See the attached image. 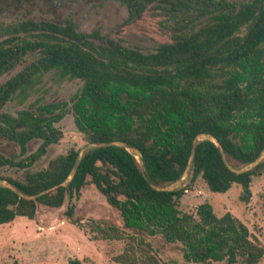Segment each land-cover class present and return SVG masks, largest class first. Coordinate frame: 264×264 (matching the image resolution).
Wrapping results in <instances>:
<instances>
[{
	"label": "trees",
	"instance_id": "obj_1",
	"mask_svg": "<svg viewBox=\"0 0 264 264\" xmlns=\"http://www.w3.org/2000/svg\"><path fill=\"white\" fill-rule=\"evenodd\" d=\"M117 1L126 8L127 22L150 5L163 10L175 19L180 35L143 52L97 32H77L68 20L63 25H0V77L29 52L38 53L0 84V136L18 147L16 155L0 153V182L32 196L67 179L80 148H69L40 170L30 168L60 142L63 134L56 124L68 114L86 145L106 144L80 156L66 187L34 200L0 184V225L18 217L33 220L39 205L58 209L90 183L118 212L123 228L134 233L101 221L89 225L94 239H128L114 259L119 264H176L162 262L143 235L179 244L186 264H259L264 245L238 218L229 212L217 216L206 201L193 214L181 212L184 188L158 191L152 186H168L180 178L194 149L191 182L201 179L213 194L237 185L242 201H249L252 179L264 171V161L236 174L210 139L194 146L193 140L199 134L213 136L226 161L244 166L264 150V0ZM48 72L57 81L79 80L82 85L69 101L35 102L34 110L14 115L2 111L15 97L26 101ZM115 141L140 153L143 170L131 152L109 144ZM33 142L39 145L29 153ZM4 168L24 170L23 179L4 177ZM65 214L81 228L72 207ZM67 264L86 260L72 258Z\"/></svg>",
	"mask_w": 264,
	"mask_h": 264
},
{
	"label": "rangeland",
	"instance_id": "obj_2",
	"mask_svg": "<svg viewBox=\"0 0 264 264\" xmlns=\"http://www.w3.org/2000/svg\"><path fill=\"white\" fill-rule=\"evenodd\" d=\"M21 1L20 5L16 0H9V6L0 3V25H15L22 19L56 24H64L68 20L77 32H97L102 37L143 52L154 51L173 42L180 35L175 19L153 5L147 7L137 19L127 22L126 8L116 0H62L59 6L49 0ZM226 1L241 3L247 0ZM197 27L194 26L195 29ZM37 56L36 51L25 55L19 65L0 77V84L34 61ZM81 85L79 80L57 81L54 73L48 72L26 101L22 103L19 97H15L6 103L2 111L14 115L20 109L34 110L35 106L32 105L35 102L43 104L69 101ZM56 126L63 134L60 142L48 148L46 155L30 168L31 172L46 167L51 159L64 154L71 147L79 149L86 145L71 115H66ZM38 145V142L31 143L28 147L29 153ZM0 153L13 156L18 153V147L0 136ZM261 161H264V157ZM227 163L234 169L249 167L232 159H228ZM23 173L24 170L14 168L2 170L4 177L16 180H22ZM176 188L185 189L178 207L181 212L193 214L197 205L206 201L211 204L217 216L229 212L238 218L264 245V171L260 176L253 177L248 202L242 201L241 190L237 185H232L223 194H213L201 179L191 182L188 173ZM69 207H72V218L80 221L81 228L70 223L65 214ZM92 221L105 222L124 230L128 235L134 234L133 231L123 228L118 212L106 203L105 198L92 184L87 183L78 197L66 198L58 209L39 205L33 220L18 217L10 223L0 225V264H67L72 258L86 260V264H119L114 259L127 246L128 239H94L95 234L89 231ZM143 239L162 262L186 264L179 244L167 243L160 236L143 235ZM259 264H264V257Z\"/></svg>",
	"mask_w": 264,
	"mask_h": 264
},
{
	"label": "water",
	"instance_id": "obj_3",
	"mask_svg": "<svg viewBox=\"0 0 264 264\" xmlns=\"http://www.w3.org/2000/svg\"><path fill=\"white\" fill-rule=\"evenodd\" d=\"M202 138H208V139H210V140L215 144V146H216V147L218 148V150H219V153H220L221 158H222L223 162L225 163V165H226V166H227L232 172H234V173H236V174L244 173V172H246V171L251 170V169H252L253 167H255V166H256V165H257V164L263 159V157H264V150H262V151L260 152L259 156L254 160V162H253L252 164L249 165L248 168H246V169H234V168H232V167H230V166L228 165V163H227V161H226V158H225V155H224V151H223L221 145H220L219 142L216 140V138H214L213 136H211V135H206V134H199V135H197V136L194 138V140H193V146L196 144L197 141L201 140ZM109 144H111V145H115V146L123 147V148H125L127 151L131 152V153L135 156V158H136V160H137V162H138L140 168L143 170V168H144L143 161H142V159H141V155H140V153H139L136 149L131 148V147H128V146H126L125 144H123V143H121V142H116V141H115V142H111V143H109ZM105 145H106V144H88V145H85V146H83L82 148H80V149H79V152H78V155H77V158H76V160H75V163H74V165H73V167H72V169H71V171H70V173H69L67 179H65L63 182H61V183L58 184V185H55V186H53V187H51V188H49V189H47V190L42 191L41 193H39V194H37V195L25 196V195L19 193V192L16 190L15 187H13L12 185L8 184L7 182H4V183L2 184V186H3V187H6V188H8V189H10V190H12V191L15 192V193H17L21 198H24V199H26V200H34L38 195H43V194H46V193H48V192H50V191H54V190L58 189L59 187H66V186L68 185V183L72 180L73 176H74V173H75V170H76V167H77V163H78V160H79L80 156H81L85 151H87V150H89V149L99 148V147H103V146H105ZM193 157H194V149H192V151H191V155H190V157H189V161H188V163H187V166H186L185 170L183 171V174H182L181 177L178 178L174 183H172V184H170V185H168V186H164V187H154V186H152V188L155 189V190H158V191H172V190H174V189L176 188V185H177V184L182 180V178L188 173V171H189V169H190V166H191V163H192V160H193Z\"/></svg>",
	"mask_w": 264,
	"mask_h": 264
},
{
	"label": "flooded vegetation",
	"instance_id": "obj_4",
	"mask_svg": "<svg viewBox=\"0 0 264 264\" xmlns=\"http://www.w3.org/2000/svg\"><path fill=\"white\" fill-rule=\"evenodd\" d=\"M9 0H0V3L1 4H5V6H9L8 4H9V2H8ZM13 1V0H12ZM17 1V3L20 5V3H22V1L21 0H16ZM26 1H29V0H26ZM25 1V2H26ZM49 1H53V3H55L57 6H59L61 3H62V0H49ZM117 1V0H116ZM118 2V1H117ZM12 3V2H11ZM120 3V2H119ZM33 4V3H32ZM22 5V4H21ZM2 11V10H1ZM25 21H29V20H27V19H22L21 21H19V23H21V22H25ZM66 21V20H65ZM64 21V22H65ZM38 22H40V21H38ZM43 22H48V21H43ZM50 23H52V22H50ZM54 24H56V23H54ZM58 25H63V24H58ZM6 27H8V26H6Z\"/></svg>",
	"mask_w": 264,
	"mask_h": 264
}]
</instances>
